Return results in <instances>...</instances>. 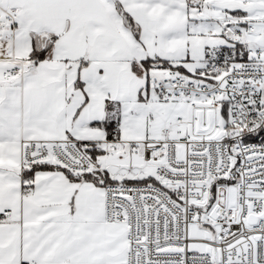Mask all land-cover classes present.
<instances>
[{
	"label": "snow or ice",
	"instance_id": "snow-or-ice-1",
	"mask_svg": "<svg viewBox=\"0 0 264 264\" xmlns=\"http://www.w3.org/2000/svg\"><path fill=\"white\" fill-rule=\"evenodd\" d=\"M0 264H264V0H0Z\"/></svg>",
	"mask_w": 264,
	"mask_h": 264
}]
</instances>
